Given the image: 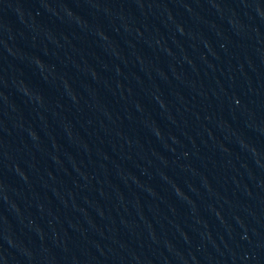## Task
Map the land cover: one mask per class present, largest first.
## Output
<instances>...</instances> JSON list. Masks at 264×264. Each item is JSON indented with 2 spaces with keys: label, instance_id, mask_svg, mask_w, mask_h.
<instances>
[{
  "label": "water",
  "instance_id": "obj_1",
  "mask_svg": "<svg viewBox=\"0 0 264 264\" xmlns=\"http://www.w3.org/2000/svg\"><path fill=\"white\" fill-rule=\"evenodd\" d=\"M0 264H264V0H0Z\"/></svg>",
  "mask_w": 264,
  "mask_h": 264
}]
</instances>
